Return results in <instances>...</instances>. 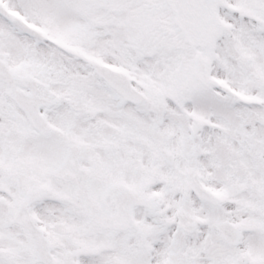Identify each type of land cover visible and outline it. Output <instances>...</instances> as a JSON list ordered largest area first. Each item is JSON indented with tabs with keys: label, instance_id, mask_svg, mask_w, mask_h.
Here are the masks:
<instances>
[{
	"label": "snow or ice",
	"instance_id": "1",
	"mask_svg": "<svg viewBox=\"0 0 264 264\" xmlns=\"http://www.w3.org/2000/svg\"><path fill=\"white\" fill-rule=\"evenodd\" d=\"M0 264H264V0H0Z\"/></svg>",
	"mask_w": 264,
	"mask_h": 264
}]
</instances>
